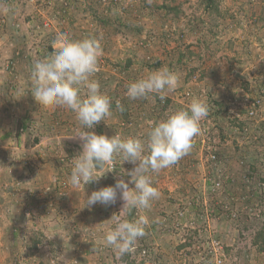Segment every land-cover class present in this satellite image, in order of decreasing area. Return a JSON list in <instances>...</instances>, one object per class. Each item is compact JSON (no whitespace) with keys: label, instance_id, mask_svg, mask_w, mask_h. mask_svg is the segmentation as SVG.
Here are the masks:
<instances>
[{"label":"rangeland","instance_id":"rangeland-1","mask_svg":"<svg viewBox=\"0 0 264 264\" xmlns=\"http://www.w3.org/2000/svg\"><path fill=\"white\" fill-rule=\"evenodd\" d=\"M81 2L0 0V27L50 55L58 33L102 37L93 79L112 115L85 131L146 140L152 125L194 97L209 114L189 153L150 173L163 190L150 209L123 208L119 193L115 204L89 208L86 195L128 182L135 165L115 156L99 181L74 190L70 171L82 151L75 136L84 130L75 113L49 107L46 117L34 100H0V264H264V0ZM162 67L179 74L163 101L126 96L130 82ZM187 156L196 164L186 172ZM156 205L187 206V214L159 211L162 222L149 220L130 253L106 244L119 220L149 216Z\"/></svg>","mask_w":264,"mask_h":264},{"label":"clouds","instance_id":"clouds-1","mask_svg":"<svg viewBox=\"0 0 264 264\" xmlns=\"http://www.w3.org/2000/svg\"><path fill=\"white\" fill-rule=\"evenodd\" d=\"M102 37H85L70 40L65 33H58L53 42L55 51L42 60H36L30 70L31 96L37 104L49 107H63L75 113L84 130L77 133L82 141V151L74 157L69 184L80 189L89 183L99 181L100 173L115 156L123 157L135 167L127 173L130 180H117L112 186L102 187L86 195V207L96 204H115L118 193L124 201L123 208L150 209L151 203L160 193L150 173L166 169L192 148L193 138L201 131L200 122L209 114V107L202 98H193L188 109L170 114L150 127L147 139L127 137L117 133L109 137L98 135L93 129L112 115L111 98L101 91L98 80L93 79L103 55ZM179 84V74L162 67L149 72L127 85L126 96L131 100L147 99L156 94L163 101L169 92ZM123 111V105L116 101ZM133 184L134 187H129ZM149 220L139 216L135 220H119L105 236L107 245L118 250L120 255L130 253L136 240L143 237Z\"/></svg>","mask_w":264,"mask_h":264},{"label":"crops","instance_id":"crops-1","mask_svg":"<svg viewBox=\"0 0 264 264\" xmlns=\"http://www.w3.org/2000/svg\"><path fill=\"white\" fill-rule=\"evenodd\" d=\"M81 4L85 3V0ZM12 17L10 18V20ZM4 21V20H3ZM10 22V21H9ZM21 33L11 28H1L0 27V100L3 99H16V98H27L29 100H34L31 96L32 90V81L30 79V70L32 65L36 60H42L50 55V48H46L44 44L36 43H25V41L20 40ZM41 105L37 104L34 100L33 107L38 108ZM43 107V106H41ZM45 107L42 108L43 116H50L44 111ZM70 110H68L69 112ZM45 118H43L44 120ZM12 131V130H11ZM4 127H0V141L4 140ZM12 141H10L11 143ZM182 162L187 164L189 167H182L186 172L191 168L190 164H196L195 159L186 157ZM181 162V163H182ZM192 172H195L194 170ZM161 172H158L160 175ZM157 177L158 175L155 174ZM158 189V186L156 187ZM160 197L163 194V190H159ZM157 206V205H156ZM164 205L161 208H157L153 211L152 214L146 216L148 220L155 219L156 222H162V218L159 215V211L165 213L176 209L179 207V214L183 213L184 216L187 214V206L177 205ZM175 213V210H173ZM176 212V213H177ZM197 212V211H195ZM173 213V214H174ZM168 214V213H167ZM182 214V215H183ZM174 217V216H168ZM191 221L196 219V213L190 215ZM178 220V216H175ZM174 218V219H175ZM169 236L164 235L162 238H168Z\"/></svg>","mask_w":264,"mask_h":264},{"label":"built area","instance_id":"built-area-1","mask_svg":"<svg viewBox=\"0 0 264 264\" xmlns=\"http://www.w3.org/2000/svg\"><path fill=\"white\" fill-rule=\"evenodd\" d=\"M250 114L252 116H254V115H257V112L255 110H253ZM262 118L264 119V113L262 114ZM218 185H220V184H218Z\"/></svg>","mask_w":264,"mask_h":264}]
</instances>
